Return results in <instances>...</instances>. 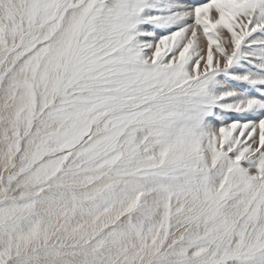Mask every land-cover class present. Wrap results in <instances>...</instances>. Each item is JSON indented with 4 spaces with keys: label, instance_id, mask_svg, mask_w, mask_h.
<instances>
[{
    "label": "snow or ice",
    "instance_id": "6c2138e0",
    "mask_svg": "<svg viewBox=\"0 0 264 264\" xmlns=\"http://www.w3.org/2000/svg\"><path fill=\"white\" fill-rule=\"evenodd\" d=\"M0 264H264V0H0Z\"/></svg>",
    "mask_w": 264,
    "mask_h": 264
}]
</instances>
